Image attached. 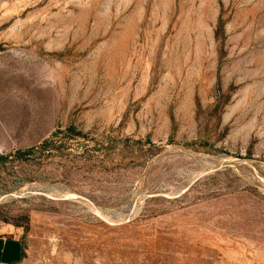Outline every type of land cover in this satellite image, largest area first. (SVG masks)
Wrapping results in <instances>:
<instances>
[{
    "label": "rangeland",
    "instance_id": "obj_1",
    "mask_svg": "<svg viewBox=\"0 0 264 264\" xmlns=\"http://www.w3.org/2000/svg\"><path fill=\"white\" fill-rule=\"evenodd\" d=\"M0 235L11 264H264V0H0Z\"/></svg>",
    "mask_w": 264,
    "mask_h": 264
},
{
    "label": "crops",
    "instance_id": "obj_2",
    "mask_svg": "<svg viewBox=\"0 0 264 264\" xmlns=\"http://www.w3.org/2000/svg\"><path fill=\"white\" fill-rule=\"evenodd\" d=\"M24 257V248L17 238L7 239L0 235V264L19 262Z\"/></svg>",
    "mask_w": 264,
    "mask_h": 264
},
{
    "label": "trees",
    "instance_id": "obj_3",
    "mask_svg": "<svg viewBox=\"0 0 264 264\" xmlns=\"http://www.w3.org/2000/svg\"><path fill=\"white\" fill-rule=\"evenodd\" d=\"M76 129L74 127H70L66 130V134H76ZM50 142H45L41 147L45 148L47 145H49ZM37 151L36 147L25 149V150H18L13 154V158L19 161H26L30 156L34 155L35 152ZM9 156H2L1 160H8Z\"/></svg>",
    "mask_w": 264,
    "mask_h": 264
}]
</instances>
